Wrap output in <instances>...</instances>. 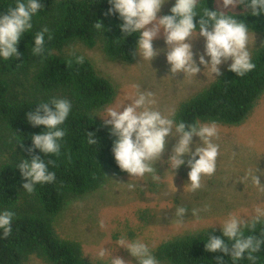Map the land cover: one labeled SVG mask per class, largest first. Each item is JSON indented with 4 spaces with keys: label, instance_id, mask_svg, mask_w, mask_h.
I'll return each mask as SVG.
<instances>
[{
    "label": "trees",
    "instance_id": "1",
    "mask_svg": "<svg viewBox=\"0 0 264 264\" xmlns=\"http://www.w3.org/2000/svg\"><path fill=\"white\" fill-rule=\"evenodd\" d=\"M12 3L0 0V12ZM200 4L220 10L215 0H200ZM109 7L107 0H43L44 10L33 18L31 32L17 45L19 58L0 62V209L15 213L11 235L0 239V264H28L32 259L42 264H98L86 258L78 242L62 238L54 224L70 202L99 190L114 177L128 176L113 161V137L108 129L101 127L98 117L90 119L94 111L113 105L118 90L85 51L97 50L106 60L122 65L136 60L137 37L121 39V22L115 13L106 14ZM241 11L238 7L232 12L239 19ZM244 19L260 37L250 52L256 67L243 77L225 68L219 80L214 79L179 104L174 112L178 119L186 123L214 120L218 126L237 128L257 108L264 96V17L245 15ZM97 21L102 23L103 32L93 27ZM45 25L52 39L46 40L44 54L34 57L30 54L32 35ZM76 56L84 57V62L77 64ZM52 96L67 97L73 104L59 156L45 157L54 162L49 170L55 172L56 180L37 185L29 194L22 190L24 181L14 165L19 157L41 155L36 150L27 151L31 141L26 138L43 128L29 125L25 114ZM85 132L96 133L97 145L86 143ZM17 140L21 142L15 146ZM207 229L168 237L154 253L161 264H217V257L221 264H231L226 255L204 251L202 240ZM210 235L219 236L220 229L210 228L205 240ZM258 255L257 264H264V247Z\"/></svg>",
    "mask_w": 264,
    "mask_h": 264
},
{
    "label": "clouds",
    "instance_id": "2",
    "mask_svg": "<svg viewBox=\"0 0 264 264\" xmlns=\"http://www.w3.org/2000/svg\"><path fill=\"white\" fill-rule=\"evenodd\" d=\"M167 2L107 0L110 7L106 14L111 16L115 13L121 22L118 25L121 39L131 35L137 37L134 55L139 57V61L147 62L149 66L163 51L169 66L166 76L169 80H173L177 74H182L183 78H194L201 68L219 80L223 75L220 66L225 63L226 71L237 77L245 76L256 67L249 51L250 40L253 44L252 26L245 22L244 17H264V0H218L220 9L230 11L209 10L200 4V0H172L168 14L159 15L162 5ZM237 7L242 10L239 19L232 12ZM42 10L43 0H13L0 12V62L19 58L17 45L26 33L31 32L33 18ZM194 18H197L195 23ZM93 27L104 31L100 21L94 23ZM197 37L203 40L202 54L193 52L192 41ZM160 38L165 48L154 49L153 42ZM51 39L48 26H42L32 35L30 54L42 56L46 40ZM75 62L82 64L84 57L76 56ZM130 87L134 89L131 96L113 105H105L90 116L91 120L98 117L101 127L108 129L113 137L110 151L117 168L129 177L148 176L153 181H159L161 177L157 175L154 164L161 159L169 139H174L175 143L165 161L166 172L173 178L178 169L186 167L187 180L183 183V192L185 188L188 192L199 190L202 178L216 173L219 155V145L214 142L219 133L217 122L186 123L178 119L174 112L162 114L154 107L157 103L154 93L140 91L135 83ZM72 107L67 97L52 96L36 103L34 109L25 114L29 125L33 128L42 126L43 130L26 138L31 141L27 151L31 153L36 150L41 155H34L31 159L19 157L14 165L24 181L21 185L24 192L31 194L37 185L52 184L56 180L55 172L49 170L54 162L45 157L59 156L66 135L65 121ZM194 137L198 143L193 141ZM85 139L90 146L98 143L95 132H85ZM20 142L17 140L15 146ZM261 177H264V170H258L255 161L239 180L264 190ZM200 211L192 209L190 215L199 221ZM186 213H189L186 205L175 206L173 215L178 229L183 227ZM14 216L11 209H0V239H7L11 235ZM213 224L219 226L220 235H210L205 240ZM213 224L204 232L202 242L205 252L226 255L231 264H240L241 261L257 264L258 253L264 247V209L257 208L251 218L228 213ZM257 226H260L259 233ZM114 245L125 249L136 264H161L153 248L141 239H128L121 235ZM110 251L102 246L97 249L96 256L103 259L107 255L109 264H129L119 256H111ZM216 262L221 264L220 257L216 258Z\"/></svg>",
    "mask_w": 264,
    "mask_h": 264
},
{
    "label": "rangeland",
    "instance_id": "3",
    "mask_svg": "<svg viewBox=\"0 0 264 264\" xmlns=\"http://www.w3.org/2000/svg\"><path fill=\"white\" fill-rule=\"evenodd\" d=\"M215 4L220 9L218 0H215ZM171 6L172 0H168L162 5L159 15H163ZM259 40V35L253 33V44L251 40L249 43L250 52ZM153 47L164 49L162 38L155 40ZM192 48L194 53L202 54V38L194 39ZM85 54L117 87L118 95L113 104L131 96L134 89L130 85L135 83L140 91L154 93L157 100L154 107L162 114L175 112L181 102L214 80L207 70L203 72V68L194 78H183L182 74H177L173 80H169L166 77L169 66L163 51L149 66L147 62L139 61L137 56L133 64L122 65L106 60L97 50L85 51ZM225 68L227 63L220 66V71ZM218 127V137L214 140L219 145L216 173L202 178L199 190L188 192L185 188L183 192V183L187 180L186 167L178 169L173 178L166 172L165 161L175 143L174 139H169L164 154L154 164L157 175L161 177L159 181H153L148 176H122L108 180L99 190L65 207L54 224L57 233L62 238L78 242L86 258L98 264H109L107 255L103 259L96 256L97 249L102 246L105 250H111V256H119L129 264H136L125 249L114 245L121 235L128 239H141L154 249L168 237L209 228L228 213L251 218L257 208L264 209V190L239 178L255 161L257 169L264 170V96L243 125L237 128ZM193 141L198 143L195 137ZM260 183L264 185V177H261ZM177 205H186L189 209L180 229L176 227L173 215ZM192 209L201 210L199 221L190 215ZM212 228L219 229V226L213 224ZM28 264L42 263L32 259Z\"/></svg>",
    "mask_w": 264,
    "mask_h": 264
}]
</instances>
